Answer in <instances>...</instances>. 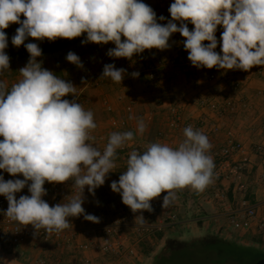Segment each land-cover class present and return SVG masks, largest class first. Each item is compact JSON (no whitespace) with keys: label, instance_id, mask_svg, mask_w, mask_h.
Masks as SVG:
<instances>
[{"label":"clouds","instance_id":"9594fccd","mask_svg":"<svg viewBox=\"0 0 264 264\" xmlns=\"http://www.w3.org/2000/svg\"><path fill=\"white\" fill-rule=\"evenodd\" d=\"M168 11L171 19L160 23L143 0H0V77L10 70L5 29L11 24L19 25L12 45H23L30 54L18 71L22 78L10 89L7 81L0 79V170L24 177L6 181L0 176V195L8 201L3 213L7 218L33 226L36 236L41 229L60 233L73 226L71 218L82 215L99 223V218L87 214L82 206L85 188L94 195L116 167L117 151L147 128L143 119H137L135 133L112 132L103 150L95 146L93 112L76 100L65 99L76 97L78 87L44 68L38 59L42 49L36 43H25L29 38L71 40L86 34L82 43H114L109 57L131 59L145 50L167 49L170 37L179 33L194 67L248 71L264 65V0H174ZM159 20L166 18L160 16ZM188 23L194 25L193 30ZM220 26L222 55L216 51ZM66 59L84 68L74 52ZM125 73L123 68L105 64L100 80L121 83ZM82 83L87 81L82 78ZM183 133L185 139L177 148L156 142L142 153L132 151L126 170L111 183V189L137 214L135 224L145 222L143 212L153 210L151 202L161 193H167L162 202L166 209L175 200L176 190L202 192L212 183L215 164L208 137L192 126L185 127ZM68 181L81 195L50 206L43 199L45 183ZM25 187L30 195L17 199L16 194Z\"/></svg>","mask_w":264,"mask_h":264},{"label":"built area","instance_id":"2783aa9c","mask_svg":"<svg viewBox=\"0 0 264 264\" xmlns=\"http://www.w3.org/2000/svg\"><path fill=\"white\" fill-rule=\"evenodd\" d=\"M143 2L155 11L158 22L164 23L165 21H160L159 17L164 16L166 18L170 14L168 9L174 0H143ZM192 27V29H189L190 31L194 29V25ZM222 32L223 27H218L216 37L219 46L222 43ZM174 36L176 37L175 34L170 37L167 49L145 50L142 54L134 55L131 59L109 57L107 55L108 50L115 47L114 43L92 46L81 57L84 68H80L79 71L80 77L84 78L87 84L83 83L81 87L77 88L76 97L70 95L65 97V99L69 101L76 100L84 105L87 90L100 86L105 81L114 83L110 79L100 80L104 65L108 61H120L130 69L136 67L140 59L139 56L144 57L145 67L143 68L146 79L156 87L163 85L167 81V76L172 70L181 69L184 73L195 71L197 67H194L188 59L187 51L183 57H181L180 50L170 51V48L177 41ZM224 70L228 72V75L222 78L215 73L207 74L206 83L216 86L228 85L232 92L242 91L247 71L239 69ZM255 72L264 76V65L255 66ZM121 84L126 85V81L123 79ZM190 87L192 88L190 90V100L198 108L215 114L221 120H224L227 116H235L241 109L250 110L251 108V104L248 101H242V99H239L240 97L227 96L222 100H218L214 96L200 95L198 77L190 84ZM125 98V94H119L117 97L118 102L124 104L125 112L132 116L135 110V101L127 103L124 101ZM104 108L108 114L112 115L108 119V125L111 129L117 131L130 130V120L113 115L114 108L108 100L104 101ZM165 111L166 127L171 132L188 126L198 127V125H193L189 120L184 119V108L180 103L168 105ZM262 130H264V124L262 125ZM209 132L214 135L218 134L220 128L217 125H213ZM91 135L94 145L103 150L108 142L107 137L96 129L91 132ZM225 135V144L215 155L218 163L213 171V176L214 178L223 177L232 181L235 184L234 194L244 195L249 190L246 170L249 169L250 160L248 156L240 160H234V157L239 154L247 155L248 149L237 137L235 129L228 128ZM139 147L141 148L139 145L132 144L118 151L129 155L132 151H137ZM253 150L256 154L264 155L263 144L254 146ZM0 176H3L6 181L24 179L22 175L13 177L3 170H0ZM44 187L47 195L43 199L50 206L61 203L66 197L75 196L79 193L72 188L69 191L66 190L64 183L53 184L46 182ZM21 195H30L27 187L16 194L17 199ZM163 197L164 193H161L160 197L151 202L153 209L151 212H143L145 218L143 224H135L134 218L137 214H134L129 207L126 208L122 203H110L105 208L100 207L94 210L90 203L86 202L85 207H83L85 212L98 217L99 223L87 221L82 215L71 218L70 222L73 226L70 230L65 229L60 233L53 232L49 234L44 229H41L39 235L36 236L34 235L35 229L33 226L19 225L3 214L8 208V201L4 196L0 195V264H4V261L9 257H16L22 246L26 244H30L33 249L39 250H44L46 247H53L57 250L66 249L71 255L73 264H129L137 262L142 244L151 241L159 233L174 227L179 220V213L174 205L170 204L168 208H162ZM214 199L220 202L226 201L227 191L225 189H217L214 193ZM236 205V208L228 214L231 226L237 231L255 229L264 239V202L254 204L243 197ZM92 252H95L96 255H92ZM74 259L78 260L74 263ZM37 264H61V261L60 259L51 261L48 257H40L37 259Z\"/></svg>","mask_w":264,"mask_h":264},{"label":"crops","instance_id":"0c3cea01","mask_svg":"<svg viewBox=\"0 0 264 264\" xmlns=\"http://www.w3.org/2000/svg\"><path fill=\"white\" fill-rule=\"evenodd\" d=\"M170 19L171 16L170 14H168L164 23H166V21ZM188 27L191 29L193 28L190 23H188ZM177 42L178 44L175 43V45L172 48H170V51L179 49L178 46L180 42L179 40H177ZM49 57L48 54H46V55H42L39 59L42 61L43 67L48 70L50 68H56V66H54L55 63H49L48 61ZM29 58L30 57L24 58L20 60L19 63L10 66V70L6 71L4 75L0 77V79H4L7 81L9 89L14 83L18 82L22 78L21 76H19L20 73L18 71L27 64ZM142 61L144 62V60ZM110 62L111 61H108L107 64H112ZM59 67H61L60 63H59ZM140 68L142 69L140 73V77H142V79H144V82H146L147 79L144 73V68L142 67ZM126 70H128L127 67ZM199 70L204 71L203 68H199ZM206 74L203 73L202 75L201 73V77L199 76V88H200L199 94L209 96V93H207V91L205 90L206 86H208V84L205 81ZM255 74H257L255 72V66L247 71L245 75L246 80L244 82L245 84L247 83L246 85L244 84L246 86V90L243 91L242 93L240 92L241 95L238 96L240 97L239 99H242V101H248L251 104L250 110L241 109L235 116H230V118H234V119L236 118L235 122L238 126V128L236 129V135L242 141L246 149H248L247 155L239 154L234 157V160H240L248 156L250 160L249 169L246 170V174H247L246 180L249 183L248 192L242 195L240 198H237V196L233 192L235 184L232 181L224 179L223 177L214 178V176L212 183H210L202 192L194 191L191 188L176 190V198L173 201L174 203L172 202L171 205L174 206L178 205V207H180L178 209L180 214L179 221L174 227L170 228L169 230L161 234L162 238H160V240L158 239V236H156L150 242L164 243V241H166L170 235H174L176 233V234H182L183 236L187 234L189 231L193 233L192 237L194 238L202 237L209 234L219 235L224 239L235 241L244 246L256 247L264 251L263 250L264 239L262 238V236L259 235V233L255 229L237 231L231 226L228 219V214L231 211H233L234 208H236L237 206L236 204L243 197L250 200L254 204H261L264 202V155L262 156L257 155L256 153H254L253 150L254 146L258 144L264 145V133L261 128V125L264 123V79L256 77ZM204 75L205 78L202 77ZM125 76L127 78H125ZM125 76H124V81H126V85H123L121 83L110 84L108 82L109 84L107 85L112 90V93L115 92L113 99L110 100L108 99V97H103L101 93V104L103 106V112H104L103 116L105 117L104 118L105 122L96 121L95 113H93L94 120L97 124L96 130L104 134L107 137V139L109 138V135L112 132H123V131L113 130L109 127L108 118L112 115L108 114L105 111L103 104L105 99L109 100L111 105L113 106L114 108L113 115H115L118 118H128L130 120L131 122L130 131H133L135 133L136 121L139 117L135 116L136 119H130V116L125 112L124 109L125 106L120 102H118L117 97L119 96V94H127L129 97L127 103L130 101H135L136 110L139 107V104H142V106H146V104H149L155 97V101H158L160 111H156V112L148 111L146 114L147 116H149L148 120L145 119L146 118L145 115L144 121L145 124L147 125V128L145 133L143 134V137L146 140V142L140 143L139 146H141L143 150L144 147L147 148L149 146L147 144V140L149 139L150 131H151L150 129L152 128L153 130L152 132L159 131L156 142L167 144L170 147L177 148L178 145L181 142H183L185 136L183 133V129H179L177 131H172V132L167 130L166 121H165L166 120L165 109L170 104H168L169 102L167 101V99L161 98L163 96L162 92L165 91L164 87L166 82L163 85H160L159 87H156L152 83L147 82L148 83L147 85L150 86V88L148 89L147 87H145L142 81L139 82L138 81L139 79L134 80L133 79L134 77H130V75H128L127 72L125 73ZM173 82L170 84H173ZM175 83L177 85V80L175 81ZM185 87L189 91L192 90L190 84L185 85ZM216 87H217L215 91L216 94H214V96L219 95L217 97H220V99L235 94V92L230 91L228 85L227 86L220 85ZM90 97L93 98V96ZM87 100H91V99L89 98ZM85 103L86 104L83 105L85 110H90L92 112L96 105L99 106V103L94 101L93 103L92 102L87 103V101ZM192 103L193 102L191 101V103H187L185 105L183 111L184 119L189 120L191 123H193V125H198V127L194 129L201 130L208 137L212 145L209 154L212 156L216 167L218 163V159L215 155L225 144V140H226L225 132L227 128L225 129L223 127L224 125L225 126L228 125V123L219 119L218 117H216L215 114L207 110L200 109L198 107L196 108V106ZM146 108L148 110V107ZM230 118H226V120ZM213 125H217L220 128V132L216 135L211 134L209 132L210 128ZM138 136H139L138 134L135 135L134 139H136ZM133 142H131L129 146L132 145ZM117 165L118 163L116 162V167ZM112 171H114V169ZM109 175L106 177L104 185H102V187L105 190V192H103V197H104L103 199L106 200L105 203L108 204V202L111 203L115 202V203H122L123 205H125L122 202L121 195L114 192L111 189V183L116 180L112 178L113 181H110ZM217 189H225L227 191L226 201L220 202L214 199V193ZM166 194L167 193H164V196ZM78 195H81V193H78L75 196ZM187 196L193 198L195 201L194 211L189 212L187 208V205L185 203V201L187 200ZM83 199H84V203L82 205L83 207H85L86 202H89L92 209L94 210L102 207L101 201L100 202L96 201L97 200L96 191L93 195L88 191L87 188H85V191L83 193ZM125 207L128 208V206L126 205ZM190 214L192 218H190ZM68 229L70 230L72 229V227ZM178 229L179 231H177ZM145 245H147V242L142 244L141 251H144ZM93 254L96 255L95 252H92V255ZM26 257H28V260L26 259ZM40 257H48L51 259V261L60 259L61 264H73L71 255L69 254V251L66 249L57 250L54 249L53 247L51 248L46 247V249L44 250H39V249H32L30 244H26L22 246L19 254L16 257L7 258L4 261V264H37V259ZM16 258H18V260ZM29 260L31 261L33 260L34 263H29ZM77 260L78 259H74V263ZM129 264H133V263H129Z\"/></svg>","mask_w":264,"mask_h":264},{"label":"rangeland","instance_id":"374dc122","mask_svg":"<svg viewBox=\"0 0 264 264\" xmlns=\"http://www.w3.org/2000/svg\"><path fill=\"white\" fill-rule=\"evenodd\" d=\"M174 38H177V36L176 37L174 36ZM122 39H125V38L122 37ZM84 40H86V34H83L81 37H78V38H75V39H71V40L59 38L55 42L44 46L45 47V51L52 53V54H48L47 53L48 57L50 56L48 58L49 63H55L54 66H56V68H50L49 70L55 72L57 75H60L61 78H64L66 81L71 82L76 87H81L82 84H83L82 83V78L80 77V72H79L80 70H77L78 67H75V65H73L70 62H68L67 59H66V56H67V54L69 52H74L81 59V57L85 54V52L87 50L91 49L92 46L96 45L95 43H91V42L82 43V41H84ZM178 40L180 42L178 47H179V49H182L183 40H181V41H180V39H178ZM206 43H208V42H206ZM176 44H178L177 41H176ZM44 47H42V48H44ZM179 49H177V50H179ZM216 51L222 55L221 46L218 45ZM5 52L10 58V66H12V65H14L16 63H19V61H15L14 60L15 58L17 59V58L23 57V56H25L26 58L30 57V54L28 53V51H9V50H5ZM59 54H60V56H59ZM57 56H59V57H57ZM38 59H40V58H38ZM144 62H145V60H144ZM144 62L142 61V59H139V62L136 64V68L137 69L132 67V68H130L128 70H126L125 65L122 62H120V61H111L110 63L114 64L115 67L118 68V69L119 68L125 69L126 72L128 73V75H130V77H133L132 73L138 72L139 76L138 77H134L133 79L134 80L139 79L138 81L139 82L142 81V83L145 85V87H147L149 89L150 87L147 85L148 81L144 82V79H142V77H140V73L142 71V69L140 67H142V68L145 67L144 66L145 65ZM23 63H25V62H23ZM59 63L61 65V67H59ZM209 71H211V70L208 69V68H204V71H201V72H202V75H203V73L206 74V73H209ZM198 73H199V69H198ZM179 74H180L179 76L175 77V80H174L173 84H170L169 82L166 81L167 83L165 84V87H164L165 91L162 92L163 96L161 98L167 99V101L169 102L168 104L180 103V104L183 105V108H184L187 103H191V100L189 98V90H187V88L185 87V85H188L187 78H185V75H183V73H179ZM206 76H207V74H206ZM255 76L258 77V78L264 79V76H261V75H258V74H255ZM202 77L205 78V75L202 76ZM125 78H127V77L125 76ZM198 79H199V77H198ZM176 80H177V85L175 83ZM107 84H109V83L107 81H105L102 84H100V86H95V87L87 90V92L85 93L86 94L85 101H87V103L88 102H92L93 103V101L99 103V106L96 105L94 107V110H93V113H95L96 121H99V122H103V121L105 122V119H104L105 117L103 116V114H104L103 106L101 104V93H102L103 97H108V99H110V100L113 99V96H114V93H115V92L112 93V90L110 89V87H108ZM245 85H243V89L244 90L240 91L241 93L246 90V86ZM216 88H217L216 85L208 84V86H206L205 90L207 91V93H209V96H214V94H216L215 93ZM205 90H202V91H205ZM240 92L237 91L234 94L235 96L234 95H232V96L233 97H238L239 95H241ZM90 96H93V98H91ZM125 96H126V98H125L124 101L127 102L129 97H128L127 94H125ZM217 96H219V95H216L214 97L217 98L218 100H222V99H220V97H217ZM89 98L91 100H87ZM105 101H106V99H105ZM103 104H104V102H103ZM192 104H194V103H192ZM146 107H148V110H147ZM196 108H197V106H196ZM148 111H154V112L160 111L159 105H158V101H155V97L153 98V100L149 104H146V106H142V104H139V107L137 108V110H136V107H135V110H134L132 116L133 117L136 116V117H139L138 119H143L144 120L145 115L147 114ZM226 118H230V116H227ZM226 118L223 121L227 122L228 125H226V126L224 125L223 128H225V129L226 128L227 129L228 128H233V129L236 130L238 128V126H237V124L235 122L236 118L235 119L234 118H230V119H227V120H226ZM145 119L148 120L149 116L146 115ZM262 125H261V128H262ZM262 131L264 133V130H262ZM142 142H146V140L144 139L143 135H139L134 140L133 144L139 145ZM137 150L140 153L143 152L142 151L143 149L141 150L140 147ZM139 150H141V151H139ZM257 155H259V154H257ZM260 156H262V155H260ZM118 163L119 164L117 165L116 168H114V171L112 173H110V176H112V177H109L110 181H113L112 178H114L116 181L119 180V177L122 174V172H124L126 170V165H125L126 163L125 164H124V162H118ZM246 177H247V174H246ZM72 185H73L72 181H68V182L64 183L65 189L68 190V191L71 190ZM98 191H100L99 193H101V190L97 189V192ZM236 196H237V198H240L242 196V194H237ZM185 203L187 205V208H188L189 212L194 211L195 201H194L193 198L187 196V200L185 201ZM175 207H176V209H177V211L179 213L178 209L180 207H178V205L177 206L175 205ZM190 218H192L191 214H190ZM192 234L193 233L188 231L187 234L183 235L184 236L183 239L190 240V239L194 238V237H192ZM165 243H166V241H164V243H162V242L153 243V242H150V241L147 242V245H145V247H144V251H140V253L138 255L137 262H133V264H151L152 260H153V257L164 247ZM31 248L33 249L32 246H31ZM263 250H264V248H263ZM16 259L18 260V258H16ZM26 259L28 260V257H26ZM29 263H34V262H33V260L32 261L29 260Z\"/></svg>","mask_w":264,"mask_h":264},{"label":"trees","instance_id":"16d2710c","mask_svg":"<svg viewBox=\"0 0 264 264\" xmlns=\"http://www.w3.org/2000/svg\"><path fill=\"white\" fill-rule=\"evenodd\" d=\"M175 35L177 36V40L180 39V41H184V37L180 36L179 33H175ZM41 49L42 55H46L47 53L52 54L51 52L45 51V47H41ZM185 53L186 50L183 46L182 49H180V54L182 55L181 57H183ZM24 57L25 56L19 57L17 59L15 58L14 60L20 61L24 59ZM139 58L145 60L144 57L139 56ZM198 69L199 68L188 73L182 72L181 69L172 70L167 76V82L172 83L175 80V77L180 75L179 73H183L185 78H187V83L191 84L194 80H196V77H201L202 72L199 70L198 73ZM77 70H80V68H77ZM209 73H215L220 78L228 75V72H226L224 69H220L219 71L218 68H213L211 71H209ZM190 92L191 91H189V96ZM150 130V136L147 140L148 145L156 142L159 132H152V128ZM146 149L147 148L144 147V150H142L141 147L142 151H145ZM128 158L129 155H127L125 152L118 151L116 162H124V164L126 163L125 165L127 167ZM97 189L101 190V193H99L100 191L97 192ZM95 191L97 194L96 201H101L103 208L109 206L111 202L106 204V200L103 199V192H105L104 188L100 186L96 188ZM177 231H179V229ZM164 232H161L157 235L159 240L162 238L161 234ZM262 259H264V251L256 247L244 246L235 241L224 239L219 235L209 234L202 237H195L190 240H185L183 239L182 234L175 233L174 235H170L167 238L164 247L153 257L151 264H255Z\"/></svg>","mask_w":264,"mask_h":264},{"label":"water","instance_id":"95a60500","mask_svg":"<svg viewBox=\"0 0 264 264\" xmlns=\"http://www.w3.org/2000/svg\"><path fill=\"white\" fill-rule=\"evenodd\" d=\"M23 19H25V17L21 16V20H23ZM18 27H19L18 24H11L7 29H5V33L8 36V47L5 50H9V51H27L26 48L23 45L20 46V47H16V46L12 45V43H11V38H12L13 35L16 34V29ZM58 39H56V40H58ZM55 41H49L47 39H45L43 41H40V40H35L33 38H29L27 41H25V43H29V42L36 43L41 48V47H44V46H46L48 44H51V43H53ZM255 264H264V259L258 261Z\"/></svg>","mask_w":264,"mask_h":264}]
</instances>
